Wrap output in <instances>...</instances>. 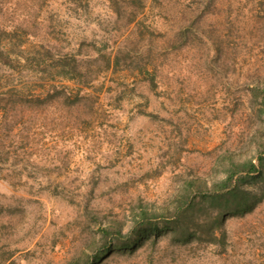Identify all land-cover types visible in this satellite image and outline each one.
Returning <instances> with one entry per match:
<instances>
[{
  "label": "rangeland",
  "instance_id": "rangeland-1",
  "mask_svg": "<svg viewBox=\"0 0 264 264\" xmlns=\"http://www.w3.org/2000/svg\"><path fill=\"white\" fill-rule=\"evenodd\" d=\"M263 91L264 0H0V264H71L196 179L188 239L96 264H264V176L233 178L250 210L210 206L262 154Z\"/></svg>",
  "mask_w": 264,
  "mask_h": 264
},
{
  "label": "trees",
  "instance_id": "trees-1",
  "mask_svg": "<svg viewBox=\"0 0 264 264\" xmlns=\"http://www.w3.org/2000/svg\"><path fill=\"white\" fill-rule=\"evenodd\" d=\"M263 98L260 102V115L264 114V91ZM264 155V146L261 152ZM259 154L257 164L252 160H247L236 165L234 170H228L225 179L218 185H214V195L210 198L211 211L215 212L213 221L215 224H221L224 216L229 213L242 214L253 207L254 203H250V194L239 190L232 184L233 178L237 174H244V177L253 174L264 176V157ZM202 182L198 179L185 182V186L172 203L171 206L160 209L158 212L147 210L143 204H138L137 212H133L134 227L130 234H121L120 224H110L100 229L99 239L88 247L89 252H83L74 258L71 264H96L103 257L116 250H134L139 244L153 236L160 237L161 234L170 232L172 237L180 236V240L188 239L189 228L188 223L195 219H199L205 215L203 208L195 203V197H191V190L196 186H200ZM223 195L219 194L225 191ZM218 192V193H216ZM242 195V197H240ZM225 197V198H224ZM201 198H204L202 196ZM200 198V199H201ZM202 201L200 200L199 203ZM205 203V202H204ZM204 205V204H203ZM215 224H209L214 227ZM182 241V240H181Z\"/></svg>",
  "mask_w": 264,
  "mask_h": 264
}]
</instances>
